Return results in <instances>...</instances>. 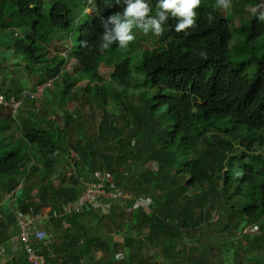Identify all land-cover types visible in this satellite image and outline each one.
I'll use <instances>...</instances> for the list:
<instances>
[{
	"label": "trees",
	"instance_id": "obj_1",
	"mask_svg": "<svg viewBox=\"0 0 264 264\" xmlns=\"http://www.w3.org/2000/svg\"><path fill=\"white\" fill-rule=\"evenodd\" d=\"M120 1L121 6L111 7L102 0L104 13L92 16L89 0H0V47L13 48L26 71L42 76L41 84L52 80L41 98L24 94L15 77L13 88L0 90L7 100L25 99L15 116L0 115V248L11 241L15 249L4 264H30L13 241L20 230L16 218L44 211L47 237L32 245L46 264H112L116 257L126 264H162L156 250L171 264H186L185 241L203 242L212 229L219 235L215 245L225 246L222 237L228 234L247 245L238 239L233 244L240 253L212 256L215 245L198 244L204 264H212L210 256L216 264H264V52L251 51L243 59L232 50L234 16H224L216 0H201L197 27L187 34L177 33L170 19L162 36L149 33L150 39L134 29L135 40L127 48L112 44L102 50V21L123 10ZM151 1L154 15L158 0ZM230 4L243 15L236 32L244 45L264 40L259 18L264 0ZM82 16L87 18L77 28ZM72 29L74 43L65 35ZM56 40L71 43L76 74L65 71V55L49 56ZM150 40L153 47L146 45ZM117 50L128 55L111 58ZM250 64L256 72L248 78L243 72ZM103 65L113 67L109 79L101 76ZM80 93L105 112V124L98 136L71 140L68 130L75 122L71 132L79 134L81 116L66 106ZM136 94L143 98L141 109L133 102ZM42 102L52 109L47 110L51 116L62 112L65 127L58 136L69 137L68 148L60 147L48 118L37 110ZM123 109L125 125L118 120ZM239 129L249 136L240 144L231 137ZM150 161L157 169L141 173ZM59 169L64 177L56 185ZM105 172L114 181L123 179L110 186L132 196L111 200L107 212L92 208L64 214V206L74 203L91 176ZM143 198L149 206L134 209ZM129 209L137 212L135 220L114 221ZM214 211L219 218L212 221ZM115 225L123 227L121 245L113 243Z\"/></svg>",
	"mask_w": 264,
	"mask_h": 264
},
{
	"label": "rangeland",
	"instance_id": "obj_2",
	"mask_svg": "<svg viewBox=\"0 0 264 264\" xmlns=\"http://www.w3.org/2000/svg\"><path fill=\"white\" fill-rule=\"evenodd\" d=\"M104 4L108 3L109 6H115V7H119L122 5L121 1L119 3L116 2V0H103ZM147 2L149 3V5L152 7L155 2L151 1V0H147ZM95 5H93L92 3L89 5L90 9L87 10V13H89L90 15L94 16L96 15H100L103 14L105 9H104V5L102 4V0H94ZM112 3V4H111ZM224 16H234V26L232 28V33H233V40L231 43V48L234 52H238L239 56L241 58H245V57H250L252 56V52L251 51H258L260 53L264 52V40L258 41L253 45L247 46L244 45V43L241 40V36L236 32V30L239 28L240 26V20L241 18H243V15L239 13L238 10H236V8L233 6V4H230L227 8H225L224 11ZM249 14L246 13V15H244V17H248ZM87 17L86 16H82L80 17L77 22V28H79V26H81V23L85 21ZM139 30H136L135 32H138ZM60 33V32H59ZM133 33H134V29H133ZM66 37L70 38V42L74 43L77 41L76 37V31L74 29L71 30V32H67L65 33ZM71 35V36H70ZM148 38H152L151 34L146 35ZM151 42V43H150ZM150 42L148 44H146L147 46L153 47L152 44H154V40H150ZM71 43H62L59 41H54L53 42V46L50 51L49 56L52 57L55 54H62L65 55L68 58V61L65 65V71L67 73H69L70 75H74L79 71V65L77 64L75 58L72 56V50L69 49L71 46ZM128 54L126 53H122L121 50H117V51H113V53H111V58L115 57V58H122L123 56H127ZM0 61L2 62V70L3 72L0 71V90L1 91H7L12 87V79L15 77L14 81L16 82V85L22 89H24L25 93L27 95H31V92L36 90V92L38 91V88L40 87V90L42 91V87L45 84H41L40 81L42 79H40V77H42L40 74H36L35 72H29L28 70L26 71V69L24 67L21 66V63L19 61V59H17L15 57V51L13 48H7L5 49V47L3 48L0 47ZM113 71V67L112 66H108V65H103L100 69V73L101 76L104 79H109L110 78V74ZM256 72V66L254 64H250L246 67L245 71L243 72V75L245 77H252ZM47 84V83H46ZM78 85L85 87L86 86V82H80ZM2 95V94H0ZM43 95V93L41 94ZM39 95V96H41ZM78 95V100L75 102H70L69 104H67L66 109L67 110H71L73 112V114L75 115L76 118H78V116H81V119L78 118V123L80 124V132L78 135H75L74 133H72V129L75 127L77 128L76 123L74 122L72 124V129L70 131V129L68 130L69 134H70V139L75 140V138H79L81 137V135H85L88 137H95L98 136L100 134V129L102 127H104L105 124V119H104V115L105 112L102 111V109L100 107H98L96 104H87V98L84 96V94L80 93L77 94ZM3 96V95H2ZM45 96V95H44ZM4 98V96H3ZM5 99V98H4ZM12 98L8 99L7 101L11 100ZM16 101L18 102L19 100L16 99ZM4 102H6L4 100ZM133 102L135 103V105L141 109V107H143L144 105V101L143 98L140 97L138 99V95L136 94L134 96ZM7 105H3L2 104V109H0V115L2 117H8L10 114V110L8 108H4L3 106H7L10 109H13L14 106L17 105V103H8L6 102ZM37 110L39 111L40 114H42L43 117H47L49 120V124L48 127L50 129V131H52V133L54 134V137L56 138V140L59 142L60 147H66L68 148L69 145L68 144V138H64L63 136H58L59 132L58 129H61L62 131H64V127H65V122L62 119V112H60L59 115L57 116H51V114L48 111L52 112V109L49 108V106H46V103L42 102L39 103L37 106ZM141 112V111H140ZM12 117V115H11ZM127 119L128 117H125V109L121 110L119 112V116H118V120L121 124L125 125L127 124ZM132 121V120H131ZM132 132L131 131H127V134ZM231 137L233 138L235 143H242L245 141V139H248L249 136L246 134V132L243 129H239L237 131H233ZM74 142V141H71ZM101 147H105V144H100ZM261 151V150H260ZM138 168V167H137ZM149 168L156 170L157 169V164L155 163V161H150L148 162L145 166H143L141 168V173L147 171ZM61 169L57 170L56 175L54 176V183L56 185H59L61 178H63L64 176L62 175V173L60 172ZM91 179H94V176H91ZM102 179L105 181H108L112 184H114L115 182H122L123 179H120L118 181H114V178L111 174L109 173H103L102 174ZM25 184V183H24ZM116 184V183H115ZM129 196H132L131 193ZM142 201V205L141 207H147L149 206L150 200L148 198H143L140 199ZM6 203V201L4 203H2V205L4 206ZM108 202H106V200H102L101 205L99 206L101 208V210H105L108 208ZM45 212V211H44ZM44 212H41L39 214H43ZM105 212H107L105 210ZM137 216V212H133V213H128L126 216H116L114 217V221L115 222H126V221H131V220H135ZM22 218V217H21ZM28 218V217H26ZM219 218V212L218 211H214L212 212V221H215ZM17 220V225H18V219ZM123 227H121L120 225H115V232H114V239H113V243L117 244V245H121L122 242V237L120 235V233L122 232ZM252 227L250 230H248V232L252 231ZM148 231V230H147ZM256 231V230H255ZM208 234L205 235L203 242L201 241H194L193 243L195 245H193V243H191L190 241H185L186 244L188 245V253H187V258H186V264H204L202 262V256L200 251H198V244L200 246H207V245H215L217 244V240L216 237H219V235L215 234V231L212 230H208L207 231ZM239 239V242L243 243L245 246L247 245V242L242 240L241 237L239 236H234L231 234L225 235V237H222V240L225 241V246L224 244H219V245H215L214 248L212 249V251H210L212 256H216L220 251L223 252V254L225 253H232V255H236L237 253H240V250L238 249V246H234L233 241H236ZM11 243V242H10ZM193 245V246H192ZM11 253V252H10ZM9 252H6L5 254L0 255V264H4L7 261V257L8 254H10ZM19 254L17 253L16 256H18ZM210 256L209 260L212 262V264H216L217 260L214 259V257ZM155 257L158 261H160L162 264H171L172 262L170 260H164L163 257L161 256V252L159 250L155 251ZM115 264H126V263H122V261H117L115 262Z\"/></svg>",
	"mask_w": 264,
	"mask_h": 264
},
{
	"label": "clouds",
	"instance_id": "obj_3",
	"mask_svg": "<svg viewBox=\"0 0 264 264\" xmlns=\"http://www.w3.org/2000/svg\"><path fill=\"white\" fill-rule=\"evenodd\" d=\"M117 3L120 0H116ZM124 8L102 21L104 32L100 37V48L108 49L112 44L120 48H127L135 40L133 29L141 31L144 35L151 33L154 36H162L170 19H174L175 31L187 34L189 30L197 27L198 13L201 0H158L155 14L147 0H123ZM92 3V0H89ZM217 7L227 8L229 0H216ZM264 20V12L259 15ZM207 20L211 24L214 16L209 13ZM111 25V27H109ZM206 58V53H201Z\"/></svg>",
	"mask_w": 264,
	"mask_h": 264
},
{
	"label": "built area",
	"instance_id": "obj_4",
	"mask_svg": "<svg viewBox=\"0 0 264 264\" xmlns=\"http://www.w3.org/2000/svg\"><path fill=\"white\" fill-rule=\"evenodd\" d=\"M51 84L52 80L49 83L43 85L42 91L39 87L37 92L31 93L29 96L32 98H41V94H44L45 88L51 86ZM4 100L8 103H17L13 109L3 106L4 108H8L10 110L9 115L12 116H15L16 112L20 107H22V105H24L25 102V99H19L17 102L15 98L7 101V99H4L3 96L0 95L1 107L2 104L7 105ZM90 181V183L85 185L83 191L78 195L73 204L70 203L67 206H64V214L77 215L85 213L94 207H99L102 203V200H106V202L109 204L111 200L127 199L130 197L129 194H126L122 190L114 186H110V182L102 179V174H97L94 179H90ZM141 205L142 201L139 200L136 203L134 209L140 208ZM134 209H130V211H133ZM47 216V212H44L43 214H37L29 218H18V226L20 230L17 236L13 238V241L22 246V249H24L30 264H46L45 257L39 252V249L32 245V242H42L47 237L44 222Z\"/></svg>",
	"mask_w": 264,
	"mask_h": 264
},
{
	"label": "crops",
	"instance_id": "obj_5",
	"mask_svg": "<svg viewBox=\"0 0 264 264\" xmlns=\"http://www.w3.org/2000/svg\"><path fill=\"white\" fill-rule=\"evenodd\" d=\"M7 199V198H6ZM5 199V200H6ZM77 199V198H76ZM5 202V201H4ZM3 202V203H4ZM75 202V201H74ZM111 202V201H110ZM110 202H109V204L107 205L108 206V208L110 207ZM94 208H100V207H94ZM108 208L107 209H105L106 211L108 210ZM101 209V208H100ZM105 210L103 211V212H105ZM129 213H133V211H130V209H129ZM82 214V213H81ZM79 215V214H78ZM19 227V226H18ZM18 227H17V229H18ZM15 232V231H14ZM11 241H6L5 243H3V245L1 246V248H0V255H2V254H5L6 252H11L10 254H8V256L9 255H11V256H13L15 253H14V245L12 244V243H10ZM22 252V251H21ZM93 252H94V250H93ZM121 256H122V254H120ZM101 256L100 255H98V258H100ZM123 260H125V258H122V257H116L115 258V262H117V261H123ZM115 262H113L112 264H115Z\"/></svg>",
	"mask_w": 264,
	"mask_h": 264
}]
</instances>
